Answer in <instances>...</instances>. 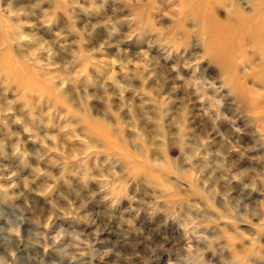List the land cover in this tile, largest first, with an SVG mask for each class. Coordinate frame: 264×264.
Instances as JSON below:
<instances>
[{"label": "rangeland", "instance_id": "rangeland-1", "mask_svg": "<svg viewBox=\"0 0 264 264\" xmlns=\"http://www.w3.org/2000/svg\"><path fill=\"white\" fill-rule=\"evenodd\" d=\"M199 1L0 0V264H264V0Z\"/></svg>", "mask_w": 264, "mask_h": 264}, {"label": "bare ground", "instance_id": "bare-ground-1", "mask_svg": "<svg viewBox=\"0 0 264 264\" xmlns=\"http://www.w3.org/2000/svg\"><path fill=\"white\" fill-rule=\"evenodd\" d=\"M183 3H185V2H189L190 0H181ZM205 4V2H204V0H200L199 2H197L194 6H193V9L195 10L194 12L196 13V15H200L201 17H202V19L204 20L203 21V23L204 22H206V25H205V27H207L209 30H210V28H214V26H212L214 23L211 21V20H209V19H206V17H205V14H204V12L202 11L203 10V8H204V5ZM187 5V4H186ZM183 6H185V5H183ZM186 7V6H185ZM239 23H240V21H238ZM240 24H244L243 22L242 23H240ZM206 28V29H207ZM231 30H235V29H231ZM251 28L250 27H248V28H245V30H243L245 33H250L251 32ZM13 63V62H12ZM11 63V64H12ZM3 64H5L6 65V63H2V65ZM12 68H14V67H12ZM4 69V68H3ZM160 70V69H159ZM158 70V71H159ZM96 220H97V223L99 224V225H101V227L104 225V227H107V226H109L106 222H105V219L104 218H101L100 216H97L96 217ZM111 223V222H110ZM108 229V228H107ZM103 231L105 230V228H103L102 229ZM153 233H155V231H153ZM159 238V235L158 234H152V233H150V236H149V240L150 241H157V239ZM159 241V240H158ZM163 242H168V240H162ZM170 243H171V241H170ZM159 244H160V242H159ZM17 245H18V243H17ZM17 248V247H16Z\"/></svg>", "mask_w": 264, "mask_h": 264}]
</instances>
